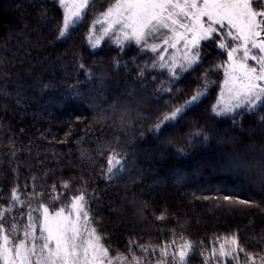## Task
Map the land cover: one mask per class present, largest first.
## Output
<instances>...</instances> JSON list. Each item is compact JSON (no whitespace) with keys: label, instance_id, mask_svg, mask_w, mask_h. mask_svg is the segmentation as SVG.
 Returning <instances> with one entry per match:
<instances>
[{"label":"trees","instance_id":"trees-1","mask_svg":"<svg viewBox=\"0 0 264 264\" xmlns=\"http://www.w3.org/2000/svg\"><path fill=\"white\" fill-rule=\"evenodd\" d=\"M114 3L92 0L70 37L57 39L59 0H0V211L10 208L9 229L19 225L12 238H23L29 212L38 218L36 203L54 213L86 191L93 226L128 262L158 261L169 246L172 264L186 240L188 264H206L235 234L242 257L262 263L264 103L216 115L227 60L217 42L173 76L160 51L118 39L119 26L103 34L101 14ZM198 90L182 118L155 129ZM111 155L124 162L115 175Z\"/></svg>","mask_w":264,"mask_h":264},{"label":"snow or ice","instance_id":"snow-or-ice-1","mask_svg":"<svg viewBox=\"0 0 264 264\" xmlns=\"http://www.w3.org/2000/svg\"><path fill=\"white\" fill-rule=\"evenodd\" d=\"M91 3L92 0H59L63 14L57 39L70 37L85 19ZM101 15L103 22L108 24L104 29L105 35L119 26L124 39L135 40L137 44L147 45L148 38L155 39L156 34H162L163 43L172 48L183 41V62L177 64L173 58L169 68L173 76L177 75V68L184 72L198 62L203 41L219 38L217 47L227 51L231 71L226 70L225 76L230 77L229 92L231 100L236 102L226 103L223 107L218 102L213 106V112L223 115L235 108L250 106L254 109L258 103H264V0H115ZM101 22L99 19L96 21ZM91 32L92 29L90 35ZM98 45L99 39L92 43V47ZM158 47L152 44L151 50L156 52ZM160 59L164 60L163 55H160ZM164 66L162 63L161 67ZM80 67L84 68V65ZM230 81L226 79L225 85ZM202 95L204 93L198 90L183 105L164 114L155 129L159 130L167 122L182 118L185 110L198 102ZM237 163L242 166L240 162ZM123 168L124 162L116 155L108 157L109 174L115 175ZM64 187L67 188L68 184L65 183ZM224 199L229 200L230 197L225 196ZM11 200L19 201L15 188ZM238 203L254 205V202L245 200ZM87 204L86 191L74 195L69 206L54 213H50L45 204H40L42 220L29 212V223L24 226L23 238L17 237L15 240L12 234L17 232L19 225L13 223L9 229L4 221L10 208L0 211L2 264H114L117 260L124 264L127 256H111L103 235L93 226L94 217L90 215ZM159 219H164V216L161 215ZM168 247L161 250L163 257L169 255ZM193 248L190 241L184 240L172 253V264H188ZM237 250L245 251L234 234L225 238L218 255L225 259H238L233 256ZM247 255L251 259V254ZM132 259L136 264H142L141 258L132 255ZM157 264L168 262L157 261Z\"/></svg>","mask_w":264,"mask_h":264},{"label":"rangeland","instance_id":"rangeland-1","mask_svg":"<svg viewBox=\"0 0 264 264\" xmlns=\"http://www.w3.org/2000/svg\"><path fill=\"white\" fill-rule=\"evenodd\" d=\"M107 27H108V24L107 23H104L103 30L105 28H107ZM116 30H117V33L116 34H117L118 39L124 40L123 34L120 31V28H118ZM103 34H104V32H103ZM97 39H99V42H100V36L94 35V34L92 36V34H91L92 43H94ZM210 42H214V43L217 42V45H218V43L220 41H219V38H217L214 41H203L201 44H204V43L208 44ZM152 44L159 45V47L157 48L156 51H160V55H163L164 60L161 61V59H160V62L163 63L168 70L171 67V63H172L173 58L176 60L177 64H180V63L183 62V54H184V50H185L184 49V43H183V41H181L180 43H178L175 48H172V47H169L168 45H165L163 43V35L162 34H156V38L155 39H153L152 37H149L148 38L147 45H145V46H147V47H149L151 49V45ZM94 48H96V47H94ZM164 49H166V50H164ZM223 51L225 52L226 58H227L226 65L224 66V69H225V71L227 70V71L230 72L231 69L228 68L229 61H228L227 51L226 50H223ZM249 63L252 64L253 62L252 61H249ZM188 70H189V68H188ZM226 79H229V81H230V77H226ZM230 87H231V81L229 82L228 85H225V83H223L222 89H221V92L219 94V98H218V101H217V104L219 102V106L220 107H223V105L226 104V103H235L236 102L234 100H231V93L229 92V88ZM222 140H224V138H220L219 139V141H222ZM33 208H34V210H35L36 215L38 216V218H40L42 220V218H43V209L39 207V204L38 203H36ZM69 211H70V209H69ZM222 243H225V239L222 240V242L220 243V245ZM220 245H219V247L216 250H214L215 253H216L215 255H214V251H213L212 254H211V256H210V258L205 259V260H207L206 261V264H253V261H254V264H262L261 261H259L257 259H253V258H251V259L247 258L246 259V258L242 257V255L239 253L238 250L235 253H233V256L234 257H237L238 259H234L232 257H229L228 259H225L223 257H220L218 255L219 249H220ZM226 247H227V245H226ZM233 247H235V246H233ZM111 256H113V257H119L117 255H112V254H111ZM165 259L167 261L169 259V255L167 257H163L162 256V259H160V260L157 259V260L158 261H164ZM145 263L146 264H157V261H154V259L152 261L151 260H145ZM114 264H120V261L119 260L114 261ZM124 264H136V263L128 262L126 260L124 262Z\"/></svg>","mask_w":264,"mask_h":264}]
</instances>
